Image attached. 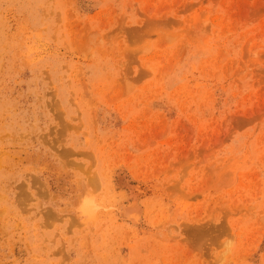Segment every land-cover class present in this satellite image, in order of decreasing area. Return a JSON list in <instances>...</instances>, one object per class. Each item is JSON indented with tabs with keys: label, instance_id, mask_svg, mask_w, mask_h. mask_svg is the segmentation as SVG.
Returning a JSON list of instances; mask_svg holds the SVG:
<instances>
[{
	"label": "rangeland",
	"instance_id": "rangeland-1",
	"mask_svg": "<svg viewBox=\"0 0 264 264\" xmlns=\"http://www.w3.org/2000/svg\"><path fill=\"white\" fill-rule=\"evenodd\" d=\"M80 174L117 198L95 225ZM226 240L264 264V0H0V264H220Z\"/></svg>",
	"mask_w": 264,
	"mask_h": 264
},
{
	"label": "clouds",
	"instance_id": "clouds-1",
	"mask_svg": "<svg viewBox=\"0 0 264 264\" xmlns=\"http://www.w3.org/2000/svg\"><path fill=\"white\" fill-rule=\"evenodd\" d=\"M74 183L79 199L72 208V214L82 225H95L103 216H108L115 211L117 198L109 184H103L101 190L96 191L89 186L88 180L83 174L78 175ZM233 246V241L222 242L220 264H227L226 257Z\"/></svg>",
	"mask_w": 264,
	"mask_h": 264
},
{
	"label": "bare ground",
	"instance_id": "bare-ground-1",
	"mask_svg": "<svg viewBox=\"0 0 264 264\" xmlns=\"http://www.w3.org/2000/svg\"><path fill=\"white\" fill-rule=\"evenodd\" d=\"M122 179V178H121ZM126 180V179H125ZM119 181V180H118ZM124 182V181H123ZM126 183H127V181H126ZM124 184V183H123ZM125 185V184H124ZM129 185V184H128ZM126 186V185H125ZM127 187V186H126ZM134 191V190H133ZM124 210V209H123ZM124 213V212H123Z\"/></svg>",
	"mask_w": 264,
	"mask_h": 264
}]
</instances>
